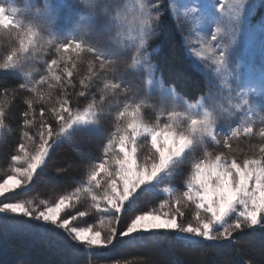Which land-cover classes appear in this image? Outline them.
<instances>
[{"label":"snow or ice","instance_id":"obj_1","mask_svg":"<svg viewBox=\"0 0 264 264\" xmlns=\"http://www.w3.org/2000/svg\"><path fill=\"white\" fill-rule=\"evenodd\" d=\"M85 6L88 9L85 30H95L98 34L114 31L111 47L76 37L48 38L52 36L54 17L53 5L47 0L28 22L20 18V9L0 3V31L10 40L7 53L0 58V73L22 78L24 82L18 89L32 94L25 101V127L34 126V106L41 105L38 133L29 136L27 131L22 132L16 154L11 155V174L0 183V197L30 186L43 172L54 147L69 140L75 132L101 135L102 119L111 117L114 123L100 158L89 166L87 180L81 187L60 195L52 204L43 201L42 206L33 207L31 200L0 203V214L21 219L27 229L60 230L70 245L89 253L122 242L134 245L156 235L174 236L182 244L195 247L203 242L235 244L237 234L264 232V119L257 130L253 119L257 90L245 87L238 73L235 85L229 87L227 94L217 86L218 80L232 75L230 52L223 39L235 41L256 4L248 0H187L170 7L177 30L182 33L186 25L206 22L210 26L209 38L197 36L192 43L191 51L198 62L194 66L210 68L212 72L208 91L195 103L180 93L176 81L166 83L162 73L156 74L158 64L154 57L160 49L153 48V42L161 35L163 16L159 0L155 3L108 0ZM126 50L132 51L129 69L147 75L149 85L158 89V106L152 120L145 118L147 105L136 98L137 91L117 76V58L123 57ZM42 51L54 53L55 58L44 62L45 70L36 79L25 68ZM84 56L93 60L89 61V75L81 79V86L89 89L93 80L101 78L104 83L97 88L99 100L97 93H92L87 104L73 109L66 89L72 85L76 61ZM94 61L99 62V70ZM61 63L64 68L57 75ZM236 67H240L239 62ZM168 68L178 79L182 78L177 66L168 65ZM261 75L264 80V68ZM45 84L49 89L47 94L41 91ZM57 87L61 88L63 98L57 100L58 107L46 109L43 105L51 103L52 90ZM8 94L9 90L3 89V95ZM78 95L87 97L88 93ZM259 95L260 103L264 104V92ZM238 112L244 114L240 123L221 133L220 125L230 122ZM46 114L49 119H44ZM4 117V107L0 105V130L5 128ZM254 135L262 141L258 146L249 144L247 151L233 146V141ZM25 139L32 141L34 147L25 143ZM142 149H146L143 155ZM197 152L199 156L195 155ZM190 157V173L183 191L177 194L174 188L165 187L163 192L168 199L159 207L139 211L133 208L132 214L125 218L142 193L155 189ZM82 195L90 198V207L101 217H108L107 223L102 218L97 227L73 226V222L86 215L84 211L75 215L69 212ZM188 207L193 208V216L185 223L184 209ZM243 264L253 261L245 260Z\"/></svg>","mask_w":264,"mask_h":264},{"label":"trees","instance_id":"obj_2","mask_svg":"<svg viewBox=\"0 0 264 264\" xmlns=\"http://www.w3.org/2000/svg\"><path fill=\"white\" fill-rule=\"evenodd\" d=\"M159 2L163 5L160 9L163 16L161 35L158 40L153 42V48L160 49V53L154 57L158 64L156 74L160 76L162 73V78L166 83L176 81V87L180 93L189 102L194 103L199 100L201 94L207 92V80L191 64L184 41L186 34L177 30L170 11V1L159 0ZM0 3H2L1 0ZM260 13L261 9L259 8L257 14ZM62 17L59 33L56 37L48 38L57 40L69 38L63 37L69 29L75 26L73 9L66 8ZM9 47V37L0 31V58L7 53ZM126 54L117 58V76L137 91L136 98L147 105L144 110L145 118L152 120L156 115L155 107L158 106V101L153 95L146 94L133 69H129L131 56L128 58ZM53 58H55L54 53L42 51L30 65L43 72L45 70L44 62ZM90 60H93L91 56H84L76 61V68L72 69V85L68 86L66 90L71 96L73 109L82 108L91 99L92 93H97V88L103 86V78L93 80L89 89L81 86V79L89 75ZM94 63L96 69L99 70V62L94 61ZM168 65L177 66L183 74L182 78L178 79L175 73L169 70ZM69 67L71 68V64ZM63 68L64 64L61 63L57 75L62 74ZM38 75L36 79H39ZM108 75L111 79V73ZM22 82L24 81L21 78L0 73V105L4 107L5 111V128L0 130V183L7 175L11 174V155L16 154V146L20 143L22 132L27 131L29 136H34L39 130L41 120V105L39 103L34 106V126H24L23 112L27 109L25 101L32 94L18 89V85ZM5 88L9 90L7 97L3 95ZM41 91L45 94L48 93L47 84L41 88ZM80 92H87L88 96H79ZM59 98L63 97L61 88L57 87L52 90L51 103H46L43 106L46 109L53 105L58 107L57 100ZM96 98L99 100L98 93ZM29 119L32 117L30 116ZM44 119H49V116L46 114ZM100 123L101 135L75 132L69 140L56 145L50 153L47 165L36 180L30 186L6 193L0 197V203L31 200L33 207L41 205L43 201L52 204L60 195L70 194L77 187H81L87 180L89 166L98 161L102 154L103 144L106 142L108 134L114 129L111 117H105ZM258 126L261 125L256 124V127ZM25 143L34 147L30 140L25 139ZM260 143L262 141L259 136L254 135L240 141H233V146L247 151L249 144L258 146ZM145 152L146 149H142L141 154L143 155ZM195 155L199 156L200 153L197 152ZM190 161L191 157L189 161L186 160L177 167V169H182L181 173L171 176L183 180L185 175L190 173ZM58 169L62 171H58ZM171 176H165L156 186L168 183ZM174 190L178 194L183 191V186L180 184ZM167 199V194L160 193L155 189L144 192L138 198L136 205L130 207L125 213V218L132 214L133 208L136 211L148 210L152 207H159ZM90 203V198L82 195L75 202L74 207L69 210L71 215H75L77 211L86 212L84 217L73 222V226L97 227L102 218L107 223L108 217L106 215L101 217L95 209L90 207ZM184 211L186 213L184 222L187 223L191 220L193 210L188 207ZM218 230L221 229L218 227ZM235 240L237 241L235 244L224 242L217 245L203 242L198 246L191 247L177 241L174 236L156 235L138 240L134 245L122 242L106 250L89 253L79 246L70 245L60 230L36 227L27 229L26 222L21 219L13 217L12 214H0V264H125V262L128 264H243L245 260H251L253 264H264V232L260 230L245 231L237 234Z\"/></svg>","mask_w":264,"mask_h":264},{"label":"rangeland","instance_id":"obj_3","mask_svg":"<svg viewBox=\"0 0 264 264\" xmlns=\"http://www.w3.org/2000/svg\"><path fill=\"white\" fill-rule=\"evenodd\" d=\"M169 1L170 7L173 4L187 2V0ZM1 2L5 6L12 5L20 9V18L25 20V22H28L33 18L35 10L37 8L43 7L45 0H1ZM47 2L53 5V37H56V35L60 31V24L63 21L62 13L66 8H71L73 9L75 26L72 29H69L63 38L76 37L82 38L93 44L99 43L101 47L112 46V38L115 36L114 31L98 34L95 30H85L88 24V9L85 5L91 3H107L108 0H47ZM125 2L129 3L130 0H125ZM152 2L155 3L156 0H152ZM200 2H204V0H200ZM248 2L255 3L256 8L249 15L247 24L241 29L240 32L236 34L234 42L228 40L227 37L223 39V43L228 45V50L230 52V70L232 71V75L229 76L226 80H218L217 86L223 90L224 94H227L229 87L235 85V76L238 73L241 77V82L245 87H254L257 90V108L255 114L253 115V119L255 120L256 124H260V121L264 119V111L261 110L262 108H264V104L260 103L259 95L260 93L264 92V80H262L261 75V69L264 68V29H262V25H264V0H248ZM259 8L261 9V13L258 15L257 12ZM209 27L210 26L206 22L185 26V46L187 49L186 51L188 57L193 66L198 62L195 60V57L191 51L192 43L193 41H195L197 36L201 38H209ZM211 27L215 26L213 25ZM128 43L131 44V40H129ZM125 54L129 58L132 55V51L126 50ZM237 62H239V68L236 67ZM195 68L205 76L208 85V79L212 75L211 69H205L203 67ZM25 71H31L33 75H35V77L39 73H41L37 67H32L30 64L26 66ZM133 72L136 74L138 78L137 80L142 83L143 89L146 91V94L153 95L158 101V89L153 88L151 85H149L148 76L135 69H133ZM243 115L244 114L242 112L236 113V115L230 122L220 125L219 131L221 133L229 131L231 127H234L236 124L240 123ZM259 127L260 126L257 127V130L259 129ZM181 172L182 169L173 170V174H179ZM188 174L185 175L183 180L182 178L171 176L168 183H162L161 186H156L155 190L160 193H164L163 189L165 187H172L175 189L180 184L183 186V183L187 179ZM164 194L166 195L167 193ZM101 207H103V205H101ZM217 231L220 230H218L217 228Z\"/></svg>","mask_w":264,"mask_h":264}]
</instances>
